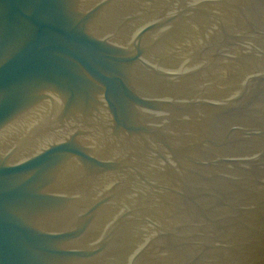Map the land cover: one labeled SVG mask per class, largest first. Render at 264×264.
<instances>
[{
  "label": "water",
  "instance_id": "95a60500",
  "mask_svg": "<svg viewBox=\"0 0 264 264\" xmlns=\"http://www.w3.org/2000/svg\"><path fill=\"white\" fill-rule=\"evenodd\" d=\"M0 264H264V0H0Z\"/></svg>",
  "mask_w": 264,
  "mask_h": 264
}]
</instances>
